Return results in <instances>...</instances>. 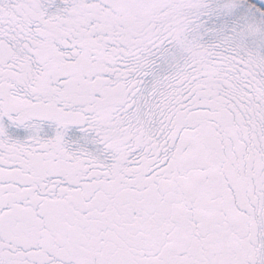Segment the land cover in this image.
Wrapping results in <instances>:
<instances>
[{"label": "snow or ice", "instance_id": "1", "mask_svg": "<svg viewBox=\"0 0 264 264\" xmlns=\"http://www.w3.org/2000/svg\"><path fill=\"white\" fill-rule=\"evenodd\" d=\"M0 264H264V0H0Z\"/></svg>", "mask_w": 264, "mask_h": 264}]
</instances>
